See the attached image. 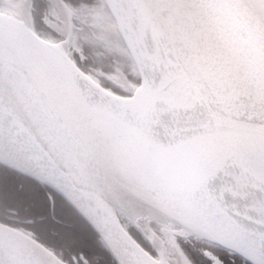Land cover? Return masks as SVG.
Masks as SVG:
<instances>
[{"label":"snow or ice","instance_id":"obj_1","mask_svg":"<svg viewBox=\"0 0 264 264\" xmlns=\"http://www.w3.org/2000/svg\"><path fill=\"white\" fill-rule=\"evenodd\" d=\"M0 264H264V0H0Z\"/></svg>","mask_w":264,"mask_h":264}]
</instances>
